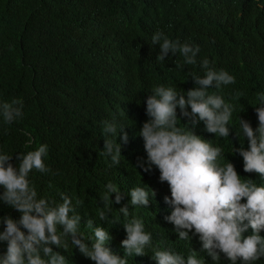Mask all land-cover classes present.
Returning <instances> with one entry per match:
<instances>
[{
    "label": "trees",
    "instance_id": "obj_1",
    "mask_svg": "<svg viewBox=\"0 0 264 264\" xmlns=\"http://www.w3.org/2000/svg\"><path fill=\"white\" fill-rule=\"evenodd\" d=\"M157 31L170 40L199 46L197 63L185 65L179 53L157 60L160 46L151 44ZM204 58L215 70L235 77L234 84L208 90L234 106L233 129L229 138H220L208 133L203 122L192 126L180 117L178 126L186 130L188 124L196 135L220 147L218 162L233 163L241 180H257L259 174L244 172L243 159L233 150L240 147L239 118L254 129L258 126L255 107L264 96V0H0V103H23V116L13 123H4L0 116V154L13 155L16 164L19 153L47 145L44 162L50 171L33 170L30 184L38 198L50 204L62 203L61 193L71 198L74 214L82 216L78 231L89 245L94 231L86 220L92 219L94 227L109 232L106 246L123 257V224L140 219L152 243L147 255L127 257L128 264H156L153 252L168 249L185 259L195 251L201 264H231L223 254L213 261L191 232L188 240L178 239L174 225L165 220L170 215L164 202L170 197L169 185L160 181L155 166L144 170L147 153L139 135L149 119L146 99L153 89L165 86L186 93L195 87L192 75L203 76ZM106 122H115L117 134L125 127L128 135L119 165L102 154ZM108 138L116 140L115 135ZM240 140L243 143L242 135ZM244 147L248 148L246 139ZM109 182L125 194L110 212L101 199ZM135 187L155 191L148 208L129 204L127 193ZM125 204L127 218L118 210ZM101 211L108 214L104 221ZM3 216L18 220L21 213L0 201ZM3 227L0 224V231ZM251 232L249 228L244 235ZM53 250L67 258L66 264H94L70 239L66 251L55 246ZM4 252L6 242H0V254ZM253 264H264V259Z\"/></svg>",
    "mask_w": 264,
    "mask_h": 264
},
{
    "label": "clouds",
    "instance_id": "obj_2",
    "mask_svg": "<svg viewBox=\"0 0 264 264\" xmlns=\"http://www.w3.org/2000/svg\"><path fill=\"white\" fill-rule=\"evenodd\" d=\"M151 41L152 45L160 46L159 61H164L169 53L173 56L179 53L185 65L197 63L199 46L170 40L159 31L152 35ZM200 67L203 76L192 75L195 87L186 93L158 86L147 97L145 112L149 119L139 132L147 153L148 167L144 170L150 171L155 166L160 181L169 185L170 197L165 196L164 202L170 207V215L165 220L174 225L178 239L188 240L191 232L199 237L202 250L213 261L223 254L231 264H237V261L253 264L264 259V96L255 107L258 119L255 129L249 121L239 118L241 131L236 132V137L240 147H234L233 153L242 157L244 172L259 174L257 180H241L233 163L221 165L218 162L222 153L220 147H213L196 135L188 124H185L186 130L178 126L180 117L188 118L192 126L203 122L208 133L220 138H229L233 129L230 121L234 106L208 90L234 84L235 77L223 69L215 70L207 58L200 62ZM22 108L23 103L18 99L0 103L4 123L11 124L21 118ZM124 128L117 134L115 122H106L103 129L102 154L110 157L114 165L120 164L122 144L128 143ZM110 135H115L116 140L109 139ZM118 136L120 143L117 142ZM47 153V145L42 144L36 150L16 155V164L12 163L13 155L0 154V188L3 189L0 201L21 213L18 220L11 216L0 217V224L4 226L0 231V242H6V252L0 254V264H66L67 258L54 251L53 246L66 251L68 239L94 264H128L129 256L147 255L152 236L144 230L140 219L132 218L123 224L126 238L121 242L125 250L121 257L106 246L111 239L109 232L101 226L94 227L92 219H87L86 225L93 228L94 242L89 245L84 241L78 231L82 216L74 214L75 207L69 196L61 193L63 202L60 204H50L47 199L38 198L29 174L33 170L50 171L44 162ZM113 194L114 201L111 199ZM124 195L109 182L101 199L110 212L113 203L120 204ZM127 195L132 207L148 208L156 193L152 189L135 187ZM244 199L246 202L242 203ZM77 204L82 202L77 201ZM118 210L124 217L129 216L128 204ZM99 217L104 221L108 214L101 211ZM249 228L252 232L245 236ZM152 259L156 264H201L195 251L185 259L171 249L157 250Z\"/></svg>",
    "mask_w": 264,
    "mask_h": 264
}]
</instances>
